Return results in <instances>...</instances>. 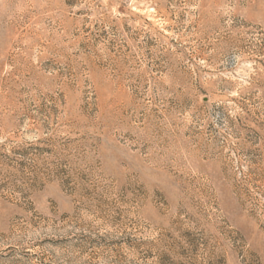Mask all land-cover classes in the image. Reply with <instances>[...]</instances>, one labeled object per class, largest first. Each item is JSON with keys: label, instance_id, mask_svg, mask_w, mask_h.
<instances>
[{"label": "rangeland", "instance_id": "obj_1", "mask_svg": "<svg viewBox=\"0 0 264 264\" xmlns=\"http://www.w3.org/2000/svg\"><path fill=\"white\" fill-rule=\"evenodd\" d=\"M0 264H264V0H0Z\"/></svg>", "mask_w": 264, "mask_h": 264}]
</instances>
